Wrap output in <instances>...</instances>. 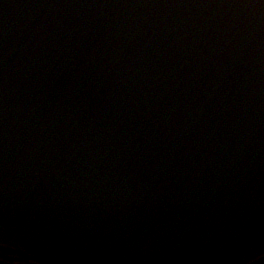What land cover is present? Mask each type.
Masks as SVG:
<instances>
[{"label": "water", "instance_id": "water-1", "mask_svg": "<svg viewBox=\"0 0 264 264\" xmlns=\"http://www.w3.org/2000/svg\"><path fill=\"white\" fill-rule=\"evenodd\" d=\"M0 264H264V0H0Z\"/></svg>", "mask_w": 264, "mask_h": 264}]
</instances>
